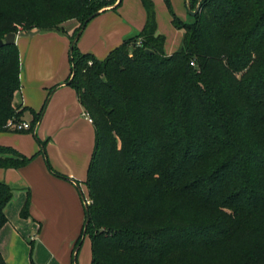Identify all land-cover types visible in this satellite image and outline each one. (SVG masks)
<instances>
[{
  "label": "trees",
  "instance_id": "1",
  "mask_svg": "<svg viewBox=\"0 0 264 264\" xmlns=\"http://www.w3.org/2000/svg\"><path fill=\"white\" fill-rule=\"evenodd\" d=\"M115 1L0 0V39L66 33L62 24L75 20L70 45ZM140 2L143 29L104 60L76 41L69 48L66 83L94 128L71 260L87 236L90 264H264V0H187L198 10L190 23L166 0L182 33L168 55L152 0ZM19 71L16 45L0 46V131L21 122ZM33 158L0 146L1 168ZM14 193L0 183V229ZM24 201L19 217L28 218Z\"/></svg>",
  "mask_w": 264,
  "mask_h": 264
},
{
  "label": "crops",
  "instance_id": "2",
  "mask_svg": "<svg viewBox=\"0 0 264 264\" xmlns=\"http://www.w3.org/2000/svg\"><path fill=\"white\" fill-rule=\"evenodd\" d=\"M120 1L118 7L116 0L103 8L82 28L76 40L79 52L102 61L121 42L143 29L146 12L140 0ZM165 1L152 0L157 33L161 35L173 27ZM168 2L180 20L189 19L184 0ZM157 10L162 12L163 25ZM75 27V20L68 21L62 25L66 33L38 31L27 37L16 35L14 40L20 62V89L14 103L24 109L21 122L30 125L44 109L30 131H0V146L27 158L34 156L23 167H0V183L15 191L4 210L7 222L0 229V255L5 264H76L79 251L74 263L71 255L85 219L82 197L89 200L84 182L92 155L94 128L82 115L84 110L76 91L66 83L70 77L69 35ZM164 50L165 55L171 54ZM38 142L44 145L42 153ZM27 195L28 218H21L19 211ZM31 248L33 262L29 261ZM58 250H61L59 255ZM90 254L91 246L88 264Z\"/></svg>",
  "mask_w": 264,
  "mask_h": 264
},
{
  "label": "rangeland",
  "instance_id": "3",
  "mask_svg": "<svg viewBox=\"0 0 264 264\" xmlns=\"http://www.w3.org/2000/svg\"><path fill=\"white\" fill-rule=\"evenodd\" d=\"M124 1L125 0H123V2ZM153 9H154V5H153ZM155 10H156V7H155ZM157 13L159 15L160 24L163 25V18L164 17L161 16L162 12L160 10H157ZM190 17L188 20H186V21L182 20V21L185 23H190L191 22ZM77 26H78V23H77ZM163 29H165V27H163ZM164 31H165V33L162 36L164 37L166 43H165V50L164 49L163 50H164V52L170 51V53H173L176 50H178L180 45H181V35H180L179 31L176 30L174 27L171 28L170 32H167L166 29ZM177 40H179V41H177ZM34 247H35V244H34V246H32V248H34ZM34 249H32V251L30 249V251H29L30 252V256H29L30 262H33ZM60 251L61 250H58L56 253H58V255H59ZM89 253H90L89 241H88V237L85 236L84 239L82 240L81 244H80V249H79V253L77 255L76 264H88L87 261L89 260Z\"/></svg>",
  "mask_w": 264,
  "mask_h": 264
},
{
  "label": "water",
  "instance_id": "4",
  "mask_svg": "<svg viewBox=\"0 0 264 264\" xmlns=\"http://www.w3.org/2000/svg\"><path fill=\"white\" fill-rule=\"evenodd\" d=\"M198 2H200V0H198ZM186 10H188V13L191 17H194L196 14H197V5L196 7L194 8V10H191L188 3H187V0H186ZM82 31V29H81ZM38 31L35 30V31H31V30H28L26 33H18V34H15L13 32H11L10 34H7L4 39H0V46H2L3 44H6V45H12V43H14V40H15V37L16 35H19V36H24V37H27V36H32L34 34H36ZM80 32H78L74 37H73V40L71 42V46L72 44L74 43V41H76V39L78 38ZM88 221V218H86V222Z\"/></svg>",
  "mask_w": 264,
  "mask_h": 264
},
{
  "label": "built area",
  "instance_id": "5",
  "mask_svg": "<svg viewBox=\"0 0 264 264\" xmlns=\"http://www.w3.org/2000/svg\"><path fill=\"white\" fill-rule=\"evenodd\" d=\"M191 65H193V63H190ZM83 117L87 120V122H91L89 116L83 112ZM8 128H11L12 130H15V131H24V130H29L30 129V125L25 123V122H16V123H7L6 124Z\"/></svg>",
  "mask_w": 264,
  "mask_h": 264
}]
</instances>
